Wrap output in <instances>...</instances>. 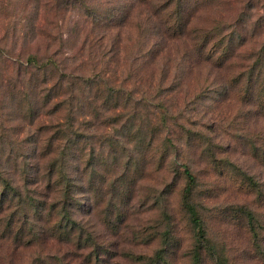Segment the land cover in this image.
Masks as SVG:
<instances>
[{"label": "rangeland", "instance_id": "1", "mask_svg": "<svg viewBox=\"0 0 264 264\" xmlns=\"http://www.w3.org/2000/svg\"><path fill=\"white\" fill-rule=\"evenodd\" d=\"M24 2L0 0V46L4 48L0 78L8 76L11 67L15 70L11 62L23 60L28 48L34 51L44 45L31 39L39 22L48 27L52 48L62 47L68 69L95 67L108 75L113 70L111 75L118 78L114 86L126 92L119 99L99 103L100 119H93L97 127L88 129L87 121L81 124L85 134L73 144L79 160L73 156L66 163L74 184L70 208L101 247L97 262L264 264V88L247 78L248 61L215 64L187 48L180 56L173 49L168 61L159 58L150 63L146 47L158 37L150 35L141 15L113 18L103 28L91 22L85 7L64 8L58 15L50 5L40 20L35 4L24 6ZM92 6L99 11L106 4ZM261 14L250 12L248 26L250 21H227L228 31L242 34L240 45L234 47L240 54L244 48L261 46L264 27L255 25ZM80 97L87 105L82 92ZM104 103L118 109L106 112L101 108ZM40 104L38 110H44L40 118L31 119L16 101L0 103L1 168L12 174L24 198L29 197L27 190L41 198L46 192L43 186L48 181L29 165L34 156L30 148L41 137L42 145L50 147L55 135L51 124L64 116L54 104ZM76 116L90 118L92 113L77 108ZM116 119L120 121L114 127L105 126ZM61 136L54 140L57 149L66 141ZM90 143L104 146L92 159ZM172 153L180 157L178 164H171ZM181 164H187L196 178L191 200L203 220V241L197 238L184 205L188 180ZM36 210L29 205V213L39 219ZM57 213L47 224V236L36 232L44 236L42 244L14 240L2 217L0 264H41L44 258L52 264H57L55 260L82 264L71 259V246L52 236L62 233L54 229Z\"/></svg>", "mask_w": 264, "mask_h": 264}, {"label": "trees", "instance_id": "2", "mask_svg": "<svg viewBox=\"0 0 264 264\" xmlns=\"http://www.w3.org/2000/svg\"><path fill=\"white\" fill-rule=\"evenodd\" d=\"M31 3L35 4L40 20L45 9L50 5L55 6L54 13L58 15L62 14L61 10L64 8L74 11L75 8L85 7L84 11L90 14L91 22L94 25L99 23L103 28L109 25L113 18L115 20L134 19L135 14L141 15L144 26L151 32L150 35L158 37L151 41L152 45L149 44L151 46L146 47L147 57L150 56L147 59L150 63H154L159 58L168 61L173 49L176 52L179 51L180 56L183 49L186 51L187 48L191 52L195 50L199 57L209 59L215 64L238 63V60L243 59L248 61L245 66L246 71L249 72L247 78L254 82H261L264 88V40L256 50L244 48L240 54L234 47L240 45L238 42H241L242 34L235 33L236 30L226 29L229 20L239 19L242 24L245 21L249 22L248 14L252 11L262 13L261 17L256 19L255 25L259 28L264 27V0H25L24 6ZM93 3L106 4V6L95 11L91 9ZM250 24L251 21L247 23V26ZM36 27L38 30L35 35L33 33L31 39L43 41L44 45L38 46L34 51L28 48L23 55V60L11 62L15 65V70L10 64L11 70L8 76L0 78V103L7 100L16 101L20 108L26 109L23 112L33 119L40 118L44 111L38 110L40 102L46 101L55 105L57 113L64 111V116L57 118L55 123L51 124L55 135L49 142L50 147L42 145L41 137L38 143L34 146L32 144L30 148L34 156L33 159L30 158L29 165L36 166L37 175L48 181L43 186L46 190L42 192L43 198H41L42 195H36L30 190H27L29 197L24 198L20 186L12 179V174L1 168L0 157V221L3 217L7 222L6 229L14 240L22 239L26 244L31 242L42 244L40 239L47 236L45 234L48 233L47 224H51L55 213L58 212L54 229L62 231L63 234L56 231L52 236L58 242L72 247L71 259H80L79 262L81 261L82 264H101L100 260L97 262L101 247L97 244L93 232L86 230L85 223L74 216L70 208L74 197V184L73 175L66 170V163L70 157H76V153L79 158V152L73 144L80 141L81 134H85L81 124L87 121L88 129L97 127L93 119L95 118L96 121L100 119L99 103L119 99L126 92L124 88L121 92V87L114 86L118 78L111 75L113 70L108 75L105 71L96 70L95 67L76 72L68 69L62 47L52 48L48 27L39 22L36 23ZM62 36L64 35H60V40ZM121 43H123L122 40L120 45ZM3 49L0 46L1 58ZM120 51L118 50L117 53ZM129 79L130 76L123 77L121 83ZM81 92L87 105L82 102ZM128 96L132 97L131 94ZM35 105L38 107L36 110L33 109ZM114 107L109 108L106 103L101 106L106 112L118 109L116 105ZM77 108L80 110L88 108L92 118L84 116L79 118L76 116ZM119 121L120 119L111 120L105 126L114 127ZM117 129L115 127V130ZM61 134V139L66 141L63 147L57 149L54 140L55 137L59 139L57 136ZM2 136L3 134H0V145H2ZM99 147L104 148L103 144L94 146V143H90L89 157L91 159L94 158ZM77 157L76 160H79ZM169 158L172 165L179 163V156L176 158L172 153V157L169 156ZM181 167L188 180L184 191V205L190 214L197 238L203 241L205 238L203 220L191 200L196 178L187 164H181ZM76 172H79V164L76 166ZM29 205L37 208L35 216H39V219H34L33 213H29ZM37 230L42 231L44 236L37 234ZM52 261L44 258L40 262L52 264ZM55 261L57 264L60 262Z\"/></svg>", "mask_w": 264, "mask_h": 264}]
</instances>
